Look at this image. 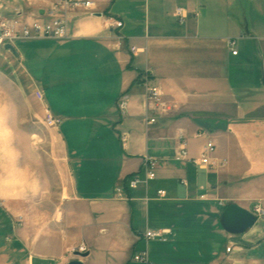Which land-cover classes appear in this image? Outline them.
<instances>
[{"label": "crops", "instance_id": "1", "mask_svg": "<svg viewBox=\"0 0 264 264\" xmlns=\"http://www.w3.org/2000/svg\"><path fill=\"white\" fill-rule=\"evenodd\" d=\"M96 1L70 13L66 41L0 48V264H68L81 245L85 264H145L143 251L149 264H264V217L240 235L221 225L230 205L264 208V0ZM43 7L0 0V18ZM209 141L213 166L175 160ZM147 157L156 179L130 189Z\"/></svg>", "mask_w": 264, "mask_h": 264}, {"label": "built area", "instance_id": "2", "mask_svg": "<svg viewBox=\"0 0 264 264\" xmlns=\"http://www.w3.org/2000/svg\"><path fill=\"white\" fill-rule=\"evenodd\" d=\"M48 3V8L43 9V13L40 14L28 22L25 17L18 15L16 17H1L0 18V48L5 44L15 45L21 41H38V40H58L65 41L69 38L68 20L71 12L76 10L93 11L97 7L96 0H44ZM176 16L180 22H184L186 19L185 10L178 8L176 10ZM113 27L120 28L122 22L115 21ZM231 45H235V41H231ZM138 51L136 47H132L131 52L135 54ZM237 51H233L234 55H237ZM163 93L158 86L150 85L146 82V100L149 103L160 105L162 102ZM36 97L41 102L44 101V95L40 92H36ZM118 109L122 115H125L128 110V98L122 96L118 100ZM148 124L155 123L154 118H149ZM45 125L49 128H58L62 124L63 120L60 117L55 116L49 110L46 111ZM126 136H122V142L126 143ZM216 151V145L209 141L205 147L204 152L199 159H191L184 144L176 154L175 160L182 162H191L199 167L213 166L211 156ZM158 160L147 157L144 160V178H141L140 174L134 175L128 182L130 189H136L141 184H147L149 181L156 179V172L158 169ZM118 197L123 199L122 189H118ZM159 196H164V191L158 192ZM254 216L259 219L264 217V208L258 205L255 208ZM170 233L168 230L154 231L148 230L144 233L143 237L146 241H167V235ZM86 247L81 245L76 251L86 252ZM229 250V249H228ZM134 261L149 264L148 254L143 251L141 254L134 256Z\"/></svg>", "mask_w": 264, "mask_h": 264}, {"label": "water", "instance_id": "3", "mask_svg": "<svg viewBox=\"0 0 264 264\" xmlns=\"http://www.w3.org/2000/svg\"><path fill=\"white\" fill-rule=\"evenodd\" d=\"M3 50L11 51L14 55L19 57L16 48L13 45L5 44L2 46ZM257 222V218L253 213L237 206L230 205L226 207L221 216L222 228L233 235H240L252 228ZM75 256L79 259L73 260L68 264H85L83 259L89 256V253H82L77 251Z\"/></svg>", "mask_w": 264, "mask_h": 264}, {"label": "rangeland", "instance_id": "4", "mask_svg": "<svg viewBox=\"0 0 264 264\" xmlns=\"http://www.w3.org/2000/svg\"><path fill=\"white\" fill-rule=\"evenodd\" d=\"M43 4H44V7H43V9L45 10V9H47L49 6H48V3H46L44 0H40ZM43 13V10H42V12L40 13V14H42ZM18 15H22V14H14V15H11V16H6V17H16V16H18ZM39 15V14H38ZM23 16V15H22ZM24 17V16H23ZM26 18V17H25ZM35 19V18H34ZM47 40V39H46ZM66 41V40H65ZM18 43V42H17ZM14 46V45H13ZM18 46H20V44L18 45ZM153 247L156 245V244H151ZM225 247L226 246H224V250H225ZM197 254H195V253H186V256H185V258H186V261L188 262V260L189 261H195L196 259H197Z\"/></svg>", "mask_w": 264, "mask_h": 264}]
</instances>
